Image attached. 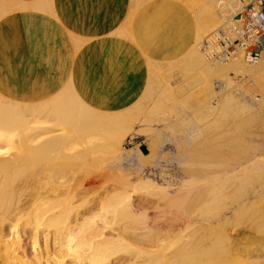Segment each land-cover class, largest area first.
I'll return each instance as SVG.
<instances>
[{"label":"bare ground","instance_id":"obj_1","mask_svg":"<svg viewBox=\"0 0 264 264\" xmlns=\"http://www.w3.org/2000/svg\"><path fill=\"white\" fill-rule=\"evenodd\" d=\"M33 1L19 8L38 11L37 22L26 19L20 30L19 20L12 18L14 34L0 39V264H252L245 259L249 248L235 249L230 216L222 210L217 215L222 203H229L218 199L226 186H211L214 198L203 200L210 214L205 228L213 238L197 237L200 208L196 189L190 199L193 193L184 186L183 139H155L149 156L126 149L129 139H137V122L157 123L153 113L181 103L184 91L170 85L164 58L180 57L182 73H198L193 80L202 85L199 104L210 112L222 102L223 107L240 104L239 95L229 93L239 77L252 86L244 94L264 101V58L254 66L242 56L220 64L202 50L204 39L241 1L179 0L182 11L166 0L151 10L144 4L137 13L141 1L132 0L127 24H83L72 16L69 35L56 22L62 14L71 15L64 0ZM17 7L0 0V20ZM212 78L220 81L217 92ZM167 143L174 144V155L157 158ZM241 209L237 218L247 212ZM253 230L255 264H262V224ZM25 238L33 262L27 259Z\"/></svg>","mask_w":264,"mask_h":264},{"label":"rangeland","instance_id":"obj_2","mask_svg":"<svg viewBox=\"0 0 264 264\" xmlns=\"http://www.w3.org/2000/svg\"><path fill=\"white\" fill-rule=\"evenodd\" d=\"M140 1H141V3L138 6V7H140V8H138L139 10L137 11V8H135L137 13L142 12V7H144L143 6L144 4H145V6H148V8H147L148 10H151L150 7L152 4H156L157 2H163L166 0H140ZM173 2L177 8H181L182 11L185 10L184 8H182V3L179 0H173ZM131 4H132V0H131ZM131 6H130V9H131ZM130 9H129V12H130ZM233 14L234 13L231 12V16H233ZM220 16H221V13H220ZM171 17L174 18L173 16H167V19L169 18V20H170ZM127 18H128V16H127ZM223 20L224 19L221 18V22H222L221 26L223 25ZM124 24H127V23L124 22ZM161 30L165 31L164 24H162ZM205 40L206 39H204V41ZM191 41H195V39L193 38V39H191ZM179 58L180 57L173 56L170 58H164L163 61L161 62V65L165 66L166 69L168 68L169 73L172 75V78L170 81V85H172V88H174L176 91H179V93H181L180 90H182V89H183L182 91H184V93L182 94L183 95L182 98L178 97L179 100L181 101V103L177 104L179 107L176 105L175 106H169L167 109L165 108V109L161 110V112L163 114L160 113V111L156 112V114L153 113V117H151V120L154 122L157 121V123H153V122L150 123L149 122L150 124L148 123V125H147V123H145V124L143 123L142 119L140 122H137L135 127H134V129L136 130V131L135 130L134 131L136 132L135 134H137V137H136L137 139L136 140L129 139L128 144H130V145L126 146V149L127 150L137 149L139 152H142L143 154L149 156V154H150L148 151L149 145L151 144L150 142H152L153 140L159 139V138H160V140H168L169 139V140H174V141L183 139L182 142H183V146H184L185 159L187 160L184 164L185 165L184 169H186L185 181H187V182H184V186H186L185 187L186 191L188 189V192L190 194L193 193V195L191 194V195H189V197L190 196L192 197L195 195L194 190L196 189L195 190L196 196H198L196 202H199L201 204L200 205L198 203L197 207H196V208L201 209V210L199 209L197 214H198V216L200 215L199 219H200V226H201V230H202V231H200V233H198L197 237L199 239H201L202 237L200 235L202 234V236L205 237V238L204 237L202 238L204 241L205 240L207 241L208 237H209V240H210V237H211V239L213 238L212 234L209 233L208 230H206V228L208 227V223L205 224V222L207 220L206 217L210 216V214L207 215L204 212L203 207L207 203L208 199L214 198L213 194L211 193V191H213V187L216 184L217 185L220 184V185L215 186V187L216 188L218 187L221 189L223 187L222 190H226V189L227 190L225 192L222 191L223 196L221 198L218 197V199L219 200L221 199L222 202L229 200V203L224 202V203L229 205V206L226 205L229 207V210L228 211L224 210L225 209V207L223 208L224 203H222L223 205H221L222 206L221 209L218 210L219 214H217L218 211L216 214L222 216L224 213L225 214L227 213L230 216V217L228 216L229 218H231L230 226L228 228V230H229L228 233H230V236L232 237L231 239L233 240V242L237 244V245H235V249H237V246H238V249H241V248L244 249L245 247L249 248L250 254L245 259L248 260L249 263L251 262L252 264H255L257 262L256 261L257 257L254 254L253 248L256 249V246L258 245V243L256 240L257 235H256V233H254L255 231L253 230V226L256 223L262 224V264H264V226H263L264 225V218H261V217H263L261 215L264 211V118H263L264 117L263 116L264 115V101H261L259 103L254 102L250 98V96H247L246 94H244V90H247V89L249 90L250 88H252V86H250V84H248V82H246L247 81L246 79L239 77V78H237V80H235L237 83H236V85H234L231 88V90H229L230 91L229 93L234 92L236 95H239V97H237V99L239 98L238 101H240V104L234 102L231 105H227V106L223 107L224 102H222V104L220 106H218V110H215V112H210L204 106L205 104L204 105L199 104L200 103L199 101H201L203 103V101L200 100L202 98L197 97L198 95L201 96L200 95V88L202 87V85L197 83L196 80H193V79L199 78L198 73L196 74L195 72H192V73L187 74V75L185 73H182V72H184V70H183L181 64L178 63ZM180 70H181V72H180ZM232 77H236V75L232 74ZM260 78H262V77H260ZM195 81H196V83L194 84L193 82H195ZM261 81H262V79H261ZM219 84H220L219 79H216V78L213 79L212 78V85H214V89L216 92L219 91V89H218ZM190 94H192V95H190ZM188 96H189V98H185ZM190 96H191V98H190ZM194 96H196V97L194 98ZM184 99L185 100L187 99V102L185 101V103H188L187 104L188 106L185 105L184 103L182 105V102H184L183 101ZM188 99L190 100V102L192 101L191 105H193V106L189 107L190 102ZM219 100H221V96H219L218 98L213 100V103L215 106L218 105L217 103H219ZM154 101L155 100H153V102ZM153 102H151L149 105V106H152L149 108L150 110L153 109V105H152ZM194 104L196 105V107ZM244 104H246L247 106H245ZM180 106H182V107H180ZM208 111L210 113H208ZM224 113H227L228 115L227 114L224 115ZM164 121L166 122V124L164 123ZM180 122H181L180 125L182 127H179ZM182 122H183V124H182ZM162 123H164V124H162ZM167 126H169L171 128H169ZM165 127L168 130L164 129ZM148 128H150L149 131L146 130ZM144 130H146V131H144ZM151 130H155V131H151ZM174 130H176V133ZM159 131H161V132H159ZM138 132L140 133V135L138 134ZM157 133H160L161 136L159 134H158L159 135L158 136ZM180 133H181V135H179ZM171 135H172V137H171ZM164 137H165V139H164ZM130 141H132V142H130ZM167 144H166L167 146H165L164 151H163V149L158 150L159 152L157 154L158 155L157 158H159V156L161 157L163 154H166V153H169V156H168L169 158L174 155L173 154L174 153V151H173L174 144H170V143H167ZM167 148H169V151ZM189 156L191 159H189ZM255 164H257V165H255ZM167 165H169V164H167ZM170 166H174V165L171 164ZM253 167H254V169H253ZM246 168H249L250 174H247V172L245 173V170H247ZM259 168H261V169H259ZM201 170H202V172H201ZM254 171H255V173H254ZM227 175L228 176L230 175L232 178L229 177V180L226 181L225 179L227 178ZM239 175H240V177H239ZM248 176H249V178H248ZM250 176L252 177V179L250 178ZM230 179L231 180L233 179V180L231 181ZM229 181H231V182H229ZM227 182L229 183V185ZM211 186H213V187H211ZM197 189L199 190L198 192H197ZM208 191H210V193H211L210 196H209ZM196 196H194V197H196ZM205 196H207V198ZM208 196H209V198H208ZM191 197H190V199H191ZM226 198H228V199H226ZM223 199H224V201H223ZM203 200L205 201V204H203L204 203ZM187 208H188V204H187ZM241 208H243V209L247 208L246 209L247 212L243 216H240L239 218H237L235 216V213H237L236 211H238V210L242 211ZM195 209H193V212ZM197 210L198 209H196V211ZM221 210H222V213H223V211H225V212L222 214ZM231 210H233V211H231ZM202 216L205 218H203ZM232 225H233V227H232ZM205 233H207V235H206L207 237L205 236ZM25 239L27 240L26 241L27 246L25 247V252L28 255L27 259L29 258L28 260L33 262L32 261L33 251L30 247V239L29 238H25ZM242 244H243V246H242ZM251 250H252V253H251ZM30 258H31V260H30ZM236 260L237 259H235L234 262ZM67 263L69 264L70 262H67Z\"/></svg>","mask_w":264,"mask_h":264},{"label":"built area","instance_id":"obj_3","mask_svg":"<svg viewBox=\"0 0 264 264\" xmlns=\"http://www.w3.org/2000/svg\"><path fill=\"white\" fill-rule=\"evenodd\" d=\"M240 1L242 6L234 8L233 16L223 18V25L203 42L204 54L214 63L242 56L246 64L254 66L264 58V0Z\"/></svg>","mask_w":264,"mask_h":264},{"label":"crops","instance_id":"obj_4","mask_svg":"<svg viewBox=\"0 0 264 264\" xmlns=\"http://www.w3.org/2000/svg\"><path fill=\"white\" fill-rule=\"evenodd\" d=\"M17 1L18 0H16L15 3V0H8V2L15 4V7L18 6L16 8L18 12L15 9L13 13H10L11 8H9V11L6 12V15H4L2 20H0V23L2 22L1 24H9L0 27V39L2 40H9L14 34L10 25L14 24L11 21L12 18L17 17V19L19 20V23H17V25L19 26L20 30H22V24L26 19L30 22L29 24H35L37 22L36 16L39 14L38 11H34L35 9L33 10L32 8H30L32 11L30 9H26V11H23L25 9L22 10L21 8H19L20 4L23 7V5H26L33 0H19V3H17ZM25 1H27L26 4ZM34 2L38 3V0H34L32 4H34ZM64 2H66V6H70L69 10L71 12V15L64 16V14H62L59 16V23L58 20L56 22L57 24H59L63 32L67 35L70 34L69 31L71 33L74 32L67 26L68 21L70 18H72V16H77L80 21H84L83 24H124L127 18L126 14L128 16L129 13V4H131V0H64ZM122 21L123 23H121Z\"/></svg>","mask_w":264,"mask_h":264}]
</instances>
